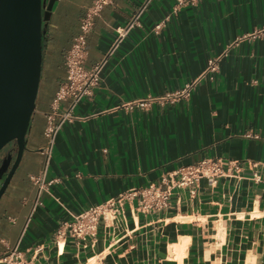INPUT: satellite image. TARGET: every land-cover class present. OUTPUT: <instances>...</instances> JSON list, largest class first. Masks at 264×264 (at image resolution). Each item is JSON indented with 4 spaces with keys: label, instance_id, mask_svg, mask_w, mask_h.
I'll use <instances>...</instances> for the list:
<instances>
[{
    "label": "crops",
    "instance_id": "crops-1",
    "mask_svg": "<svg viewBox=\"0 0 264 264\" xmlns=\"http://www.w3.org/2000/svg\"><path fill=\"white\" fill-rule=\"evenodd\" d=\"M93 1L53 7L27 149L0 200V252L19 244L32 264H264V0L106 6L87 37V68L139 12L140 25L109 55L93 94L73 108L76 118L62 125L47 164L45 129L67 77L65 54ZM192 82L190 96L167 97ZM72 102L63 100L59 113ZM207 157L225 167L217 183L200 179L195 194L175 188L170 205L154 212L127 201L95 235L57 237L85 208ZM39 174L61 180L39 193L31 179Z\"/></svg>",
    "mask_w": 264,
    "mask_h": 264
},
{
    "label": "built area",
    "instance_id": "built-area-1",
    "mask_svg": "<svg viewBox=\"0 0 264 264\" xmlns=\"http://www.w3.org/2000/svg\"><path fill=\"white\" fill-rule=\"evenodd\" d=\"M149 1V0H147ZM198 0H178V5L195 3ZM114 0H94L86 10L81 20L80 32L74 37V40L65 54V67L67 71L66 80L57 90L53 100V113L48 115V123L45 129V135L50 140V146L46 149L48 161L51 156L52 147L56 135L62 125L67 120H74L73 108L85 97L91 96L93 89L101 83L102 73L107 64L109 55L117 49L128 32L137 25H140V13H137L124 26L116 28L117 37L111 45L106 56L94 64L92 67L85 66L87 51V37L91 32L95 19L101 16L103 9L112 4ZM177 10V8H175ZM161 24L156 26L160 29ZM209 69L217 71L219 66L215 59L209 60ZM197 89V82L188 84L183 90L170 93L168 98L176 99L178 97H188ZM71 98L73 100L71 108L66 113H59L60 103L63 100ZM139 107L147 106V102L137 103ZM133 108V106H129ZM235 163V162H234ZM225 167L221 158L207 157L197 163L181 166L177 170L165 173L161 176L160 182H152L147 186L131 188L120 194L118 198H111L103 203L91 205L78 214L73 215L71 221L64 222L58 230L57 237L63 238L66 233H70L77 238L86 239L87 236L95 235L102 220H113L117 215L124 212L123 204L127 201L137 200V209L143 212H154L170 205V199L175 188L190 189L191 194H195L196 186L200 179L206 178L214 184L225 175ZM32 181L38 185L39 193L47 189L52 183L60 182V178H55L48 182L44 179V174L31 176ZM261 174H255L256 181H262ZM40 194H38L34 210L41 205ZM42 249V245L36 247V251ZM0 264H32L24 252L19 249V244L11 247L6 252H0Z\"/></svg>",
    "mask_w": 264,
    "mask_h": 264
},
{
    "label": "water",
    "instance_id": "water-1",
    "mask_svg": "<svg viewBox=\"0 0 264 264\" xmlns=\"http://www.w3.org/2000/svg\"><path fill=\"white\" fill-rule=\"evenodd\" d=\"M57 0H0V200L24 155Z\"/></svg>",
    "mask_w": 264,
    "mask_h": 264
}]
</instances>
